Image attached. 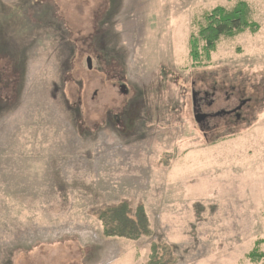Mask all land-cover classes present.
Listing matches in <instances>:
<instances>
[{
    "label": "rangeland",
    "instance_id": "obj_1",
    "mask_svg": "<svg viewBox=\"0 0 264 264\" xmlns=\"http://www.w3.org/2000/svg\"><path fill=\"white\" fill-rule=\"evenodd\" d=\"M240 3L255 32L206 47ZM118 206L141 237L103 235ZM263 239L264 0H0V264H254Z\"/></svg>",
    "mask_w": 264,
    "mask_h": 264
},
{
    "label": "trees",
    "instance_id": "obj_2",
    "mask_svg": "<svg viewBox=\"0 0 264 264\" xmlns=\"http://www.w3.org/2000/svg\"><path fill=\"white\" fill-rule=\"evenodd\" d=\"M207 17L210 20H218V22L213 25V30H208L207 28L206 30L201 29L200 31H203L201 33L202 37H200V39L205 40L206 47L213 46L223 34L227 35V37H230L234 34L233 30L241 31L242 29L248 27L251 28L252 32H255L256 28L258 27L256 24L248 23V8L242 3L236 5V7L231 12H226L224 9H216L213 14L210 13ZM204 31L207 32L204 33ZM137 211H141V209L139 208ZM125 212L126 208L124 206H118L114 209H109L99 214L98 220L101 223L103 235L105 237H119L131 240H136L141 237L139 231L135 232V228L139 223L145 226L146 220L143 216H138V220H136V218L135 220H132L131 218L128 219ZM136 214L134 215L136 216ZM132 230H134L135 234ZM261 244L264 245V239L256 241L254 248L248 254L247 257L251 263L258 264L264 260V252H261L258 249L259 245ZM152 256H155V254ZM150 263H152V261Z\"/></svg>",
    "mask_w": 264,
    "mask_h": 264
},
{
    "label": "water",
    "instance_id": "obj_3",
    "mask_svg": "<svg viewBox=\"0 0 264 264\" xmlns=\"http://www.w3.org/2000/svg\"><path fill=\"white\" fill-rule=\"evenodd\" d=\"M87 64H88V60H87ZM205 118H206V116L204 114H195L194 115V120L196 121V123H201Z\"/></svg>",
    "mask_w": 264,
    "mask_h": 264
},
{
    "label": "flooded vegetation",
    "instance_id": "obj_4",
    "mask_svg": "<svg viewBox=\"0 0 264 264\" xmlns=\"http://www.w3.org/2000/svg\"><path fill=\"white\" fill-rule=\"evenodd\" d=\"M194 101H195V102H194ZM193 102H194V103H193V105H195V103H196V100H194V99H193ZM204 115H206V114H204ZM207 117H209V116H207ZM205 119H206V118H205Z\"/></svg>",
    "mask_w": 264,
    "mask_h": 264
}]
</instances>
